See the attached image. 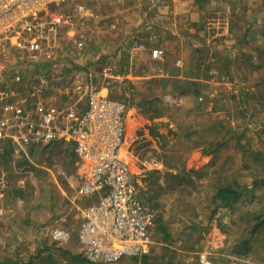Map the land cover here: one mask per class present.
Here are the masks:
<instances>
[{
	"label": "rangeland",
	"instance_id": "374dc122",
	"mask_svg": "<svg viewBox=\"0 0 264 264\" xmlns=\"http://www.w3.org/2000/svg\"><path fill=\"white\" fill-rule=\"evenodd\" d=\"M127 1L135 4L137 13L120 21L114 16L102 17L90 5L91 0H87L89 5L81 0L51 4L60 12L75 13L72 25L63 29L50 57L37 55L30 60L13 44L3 61L6 75L2 87L22 94L33 75L44 73L49 83L42 93L43 101L59 107L75 101L83 110L84 96L76 93V100H72L66 91L77 81L85 83L90 76L94 86L106 88L109 97L124 104L125 113L135 108L137 118L129 129V117L125 115L120 153L128 163L140 199L153 211L154 219L162 216L167 235L155 223L146 253L137 259L127 256L107 264H199V253L210 245L212 264H248L229 260L230 253L247 256L257 264L264 262V224L254 229L256 216L264 214V117L258 116L261 102L253 99L252 113L256 116L247 123L239 118L220 123L205 115L211 110L199 113L195 109L191 113L187 105L196 102L200 106V100L193 102L190 95L184 94V100L178 101L180 89L160 76V69L171 70L170 63L176 69L183 66L175 63L173 39L160 38L149 30L143 18L151 12L148 0ZM79 5L84 9L80 13L76 11ZM90 10L94 16H89ZM133 17L140 19L134 21ZM248 19L239 18V31L245 30ZM215 30L213 22L207 25V33L214 34ZM77 38L82 40L80 46L75 43ZM159 43H167L170 51L165 52L163 62L156 64L149 55L152 49L162 48L156 47ZM209 56L214 57L210 50L206 59ZM188 60L192 62V57ZM202 60L206 61L204 56ZM217 60L227 61L220 53ZM53 63H64L62 76H58ZM16 71L22 75L20 83L12 80ZM158 74L160 77L155 76ZM240 94L243 97V91ZM203 103L207 105L206 100ZM205 154L215 160L203 164ZM74 165L73 145L62 140L25 147L0 160V169L7 173L9 183L2 204L20 222H26L24 229L29 230V237H38H27L21 245L0 237V264H96L84 257L76 237L80 209L96 197L76 196L67 188L65 177ZM225 185L242 195L232 209L222 206L216 195ZM3 222L5 219H0V226ZM57 226L69 230L67 243L53 241L51 233ZM245 239L250 248L243 253ZM143 255L146 262L142 263ZM74 256L84 261L77 263Z\"/></svg>",
	"mask_w": 264,
	"mask_h": 264
},
{
	"label": "built area",
	"instance_id": "2783aa9c",
	"mask_svg": "<svg viewBox=\"0 0 264 264\" xmlns=\"http://www.w3.org/2000/svg\"><path fill=\"white\" fill-rule=\"evenodd\" d=\"M65 1L70 0H0V160L29 146L59 140L71 143L80 178L77 194L96 197L80 209L76 237L86 259L107 264L146 253L155 224L153 211L140 199L128 163L120 153L125 133L124 105L100 93L90 76L66 91L72 100H76V93L84 96L83 110L75 101L64 107L43 101L41 96L49 83L44 73H36L27 81L25 93L2 87L6 75L3 61L11 45L27 53L30 60L37 55L50 57L63 29L74 20V14L50 7ZM83 10L81 5L76 9L78 13ZM75 43L80 46L82 40L77 38ZM164 54L162 48H154L151 58L162 60ZM53 65L62 76L64 63ZM12 80L20 83L22 75L16 71ZM8 186L7 173L0 169V217ZM51 234L58 244L70 240L69 230L62 226L55 227ZM210 246L199 253V264H212ZM227 256L235 263L257 264L247 256Z\"/></svg>",
	"mask_w": 264,
	"mask_h": 264
},
{
	"label": "crops",
	"instance_id": "0c3cea01",
	"mask_svg": "<svg viewBox=\"0 0 264 264\" xmlns=\"http://www.w3.org/2000/svg\"><path fill=\"white\" fill-rule=\"evenodd\" d=\"M81 1L88 4L87 0ZM91 1L90 5H93V9L104 18L109 16L113 19L114 16L117 21H120L129 19L127 16L130 14L135 16L137 13L135 4L127 0ZM148 1L150 2L148 3L149 12H151L150 14L146 13L143 18L145 17L144 20L147 22L149 30L157 36H161L160 38L173 39L175 49L172 52H175L176 60L179 59L183 65L181 69H176L174 63H170L168 69L171 70L160 69L162 71L160 76L166 78L168 83L172 81L180 89L181 95L177 100H184L182 97L184 94L190 95L193 102L195 99L201 102L200 106L196 102L187 105L191 113H194L195 109H198L199 113L211 110L209 114L205 113V115L212 116L220 123L229 118L243 119L247 123V119L255 115L252 113L254 110L253 99H255L256 102H261V112L258 116L264 117V0ZM92 10L90 12L94 16ZM243 17L249 18V24L245 26V30L239 31L237 24L240 21L239 18ZM143 18L141 16V20ZM138 19L140 17L134 18V21ZM212 22L216 27L214 34L207 33V25ZM166 44L159 43V45L156 44V47H162L164 53H168L170 48ZM209 50L210 53L213 52L214 57L209 56L206 59V53ZM219 53L220 56H225L227 61L219 62L217 60ZM166 55L168 56V54ZM203 56L206 61L202 60ZM189 57H192V62H189ZM163 60L164 57L162 60L153 59L152 61L157 64ZM227 73L229 78L226 77ZM155 76H159V74ZM99 89L100 93L106 94L104 92L106 88ZM223 90H225L224 93H222ZM241 91H243V97H241ZM170 92L175 94L174 91ZM230 92L236 95H232ZM190 96L188 99H191ZM204 100L207 105L202 104ZM127 112L124 111V120L125 115L129 117L127 127L129 129V125L134 124L133 121L137 116L135 108H130ZM216 146L214 145L213 148L215 149ZM210 159L215 160V157L205 154L202 163L206 164ZM76 164L75 156L74 170L66 175L65 183L68 189L75 192L76 196H80L77 195L80 178ZM20 192L16 191V193ZM84 198L89 197L84 196ZM243 202L247 203L248 201ZM244 203L242 204L245 205ZM3 208L4 212L1 217L5 219V222H3V226H0V237L11 243L24 244L29 237L27 234L29 230L25 231L24 229L26 222H20L19 218L11 214V209L7 205H4ZM256 221L255 224H258V227L264 224V214L259 213L256 216ZM37 238L29 237V239ZM261 247L264 246L261 245ZM259 259L261 260V258ZM260 264H264V262L260 261Z\"/></svg>",
	"mask_w": 264,
	"mask_h": 264
},
{
	"label": "trees",
	"instance_id": "16d2710c",
	"mask_svg": "<svg viewBox=\"0 0 264 264\" xmlns=\"http://www.w3.org/2000/svg\"><path fill=\"white\" fill-rule=\"evenodd\" d=\"M112 98V97H110ZM217 197L219 198L222 206H225V207H228L230 209L233 208V205L234 203L239 199L241 195V193L236 190L233 186L231 185H225V186H222L220 187L218 190H217V193H216ZM155 223H156V228L163 234V235H167V229H166V225L163 223V220H162V216L159 215L157 216L155 219H154ZM258 227V224L255 225V228L256 229ZM253 229V230H254ZM252 230V231H253ZM253 233V232H252ZM250 233V238H251V234ZM246 241V249L245 251H242L243 253L247 252L249 250V240L248 239H245ZM79 256H74L73 259L78 263L83 260V258L81 260L78 259ZM134 259H137V257H133ZM84 261V260H83ZM140 261L143 263V262H146V258L144 257L143 255V258L140 259Z\"/></svg>",
	"mask_w": 264,
	"mask_h": 264
}]
</instances>
